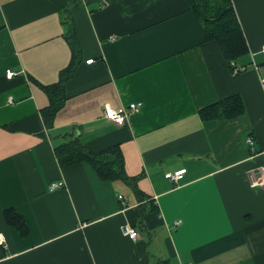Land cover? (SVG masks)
<instances>
[{
  "label": "crops",
  "instance_id": "crops-1",
  "mask_svg": "<svg viewBox=\"0 0 264 264\" xmlns=\"http://www.w3.org/2000/svg\"><path fill=\"white\" fill-rule=\"evenodd\" d=\"M232 3L249 47L240 72L189 0H0V264H264V187L249 179L264 165V0ZM72 25L79 60L49 128L43 86L72 61ZM235 94L244 115L202 118ZM131 103L142 107L124 125L104 115ZM73 136L94 152L119 145L146 196L89 162L61 166Z\"/></svg>",
  "mask_w": 264,
  "mask_h": 264
},
{
  "label": "trees",
  "instance_id": "trees-1",
  "mask_svg": "<svg viewBox=\"0 0 264 264\" xmlns=\"http://www.w3.org/2000/svg\"><path fill=\"white\" fill-rule=\"evenodd\" d=\"M189 2L205 24L206 39L219 43L229 65L234 68L231 63L234 61L237 64L238 59L249 52V47L232 0H189ZM66 37L73 51L72 61L62 72L59 82L43 86L51 99L50 105L42 110L43 119L49 128L54 124L57 111L65 103L67 98L65 83L72 76L80 55L76 44L74 25L68 29ZM245 112L246 106L243 97L240 94H235L204 107L200 114L204 120H228L242 116ZM56 153L59 163L63 167L86 161L93 166L101 179L124 178L137 189L136 178L127 176L125 172L124 158L119 145L94 152L78 136H73L58 146ZM138 193L142 197L146 196L139 190ZM5 216L7 221L18 228L23 235L27 234V224L19 213L8 209ZM155 264H168V261L161 260Z\"/></svg>",
  "mask_w": 264,
  "mask_h": 264
},
{
  "label": "built area",
  "instance_id": "built-area-1",
  "mask_svg": "<svg viewBox=\"0 0 264 264\" xmlns=\"http://www.w3.org/2000/svg\"><path fill=\"white\" fill-rule=\"evenodd\" d=\"M262 52L264 53V45L262 47ZM88 63H93L94 59H89L87 61ZM231 65L234 67L235 72H240L241 70H245V67H239L235 62L233 61ZM15 75V72L8 70L7 71V77L12 78ZM264 82V79H263ZM142 107V103H131L128 107H124L121 109H114L112 107H105L104 109V115L107 119L119 124L124 125L128 122L129 116L132 112L139 111ZM249 143L251 146H253V140L249 139ZM187 169H180L174 172H169L166 174V177L174 184H179L185 176ZM250 182L253 185H258L261 187H264V165L258 167L257 169L253 170L249 174ZM61 183H52L51 189H55L58 187H61ZM120 198H123V196H120ZM176 224H179L177 221ZM123 234L128 236L129 238L133 240H137L140 237V233L138 229L132 225H124L122 228ZM5 244V239L0 234V245Z\"/></svg>",
  "mask_w": 264,
  "mask_h": 264
}]
</instances>
